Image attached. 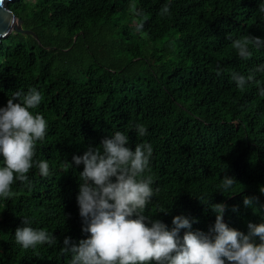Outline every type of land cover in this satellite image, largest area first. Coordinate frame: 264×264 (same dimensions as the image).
<instances>
[{
  "label": "trees",
  "instance_id": "16d2710c",
  "mask_svg": "<svg viewBox=\"0 0 264 264\" xmlns=\"http://www.w3.org/2000/svg\"><path fill=\"white\" fill-rule=\"evenodd\" d=\"M8 7L33 34L0 42V108L14 92L35 88L42 101L30 111L47 128L27 181L0 198V264H70L64 239L89 238L77 203L83 165L73 156L115 132L128 136L133 151L152 146L142 177L152 179L142 212L149 220L172 230L173 218L183 216L195 221L192 232L211 236L214 205L225 204L231 229L247 234L249 223L264 222V71H254L264 66V47L250 46L243 59L231 46L248 35L264 40V0H13ZM132 30L162 47L145 53L126 46ZM233 73L254 80L240 89ZM38 161L49 164L47 177ZM225 176L236 181L227 190ZM245 197L259 203L245 207ZM23 220L56 243L24 249L15 240Z\"/></svg>",
  "mask_w": 264,
  "mask_h": 264
},
{
  "label": "clouds",
  "instance_id": "9594fccd",
  "mask_svg": "<svg viewBox=\"0 0 264 264\" xmlns=\"http://www.w3.org/2000/svg\"><path fill=\"white\" fill-rule=\"evenodd\" d=\"M260 11L264 12V7ZM168 13L169 7L165 5L161 14ZM142 27L140 24L139 29ZM231 46L239 57L248 59L249 47H264V40L248 35L235 39ZM254 71H264V66ZM232 79L243 89L254 76L245 78L233 73ZM260 94L264 95V89ZM41 101V93L30 88L26 94L14 92L7 106L0 108V157L3 159L0 198H12L14 182L27 181L33 167L36 143L44 139L47 122L43 115L30 110L37 108ZM137 131L140 136L146 134L142 125L137 126ZM128 143L127 135L115 132L102 140L100 146H89L82 156H73L75 165H83L77 203L84 225L82 231L89 238L78 244H70V238L64 239L62 251L71 253L70 264H264V222L249 223L247 234L231 229L223 222L225 204L214 205L216 219L211 236L192 232L195 221L190 222L183 216L173 218L172 230L158 219L145 217L142 212L153 196V189L151 177H142L149 167L153 149L150 144L141 143L133 151L126 147ZM36 167L41 176L49 175L46 161L36 162ZM235 183L234 178L225 176L221 187L227 190ZM259 191L264 194V187ZM243 203L248 207L259 201L257 197H245ZM23 225L16 229L15 240L24 249L56 243L53 235L33 229L27 220H23ZM181 229L188 230L182 239L178 238Z\"/></svg>",
  "mask_w": 264,
  "mask_h": 264
},
{
  "label": "water",
  "instance_id": "95a60500",
  "mask_svg": "<svg viewBox=\"0 0 264 264\" xmlns=\"http://www.w3.org/2000/svg\"><path fill=\"white\" fill-rule=\"evenodd\" d=\"M12 1L2 0L0 2V42L11 33L33 34L31 31L21 28V20L17 19L8 7V4Z\"/></svg>",
  "mask_w": 264,
  "mask_h": 264
},
{
  "label": "rangeland",
  "instance_id": "374dc122",
  "mask_svg": "<svg viewBox=\"0 0 264 264\" xmlns=\"http://www.w3.org/2000/svg\"><path fill=\"white\" fill-rule=\"evenodd\" d=\"M114 26H115V24L111 25V28L113 29V33L116 31L114 29L115 28ZM129 34H130V37L132 38V40H125L124 42L126 43V46H128L130 48L135 46V45H138L139 48L143 52H145V53H148V52L153 53L154 49H160L162 47L161 43H149V42L145 41L146 39L144 37H142V35L140 33L138 34L137 32H135L133 30ZM138 36L141 38V40L137 39ZM105 38L108 41V44H111V47H109V48L112 49V51H113L114 50L113 45L115 43H114V41L112 39V35L108 34ZM118 44H120V43H118ZM208 234H210V232Z\"/></svg>",
  "mask_w": 264,
  "mask_h": 264
},
{
  "label": "snow or ice",
  "instance_id": "6c2138e0",
  "mask_svg": "<svg viewBox=\"0 0 264 264\" xmlns=\"http://www.w3.org/2000/svg\"><path fill=\"white\" fill-rule=\"evenodd\" d=\"M0 2H2V0H0Z\"/></svg>",
  "mask_w": 264,
  "mask_h": 264
}]
</instances>
